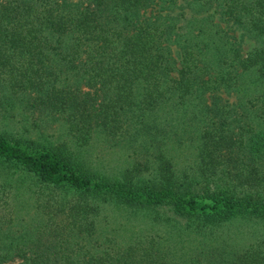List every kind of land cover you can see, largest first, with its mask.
I'll return each instance as SVG.
<instances>
[{"label":"trees","instance_id":"trees-1","mask_svg":"<svg viewBox=\"0 0 264 264\" xmlns=\"http://www.w3.org/2000/svg\"><path fill=\"white\" fill-rule=\"evenodd\" d=\"M182 1L183 20L180 0H0V123L58 125L57 141L35 148L0 135L1 169L33 178L46 208L34 226L0 225V264H264L260 246L213 256L208 238L237 218L264 224V0ZM172 113L196 125L181 170L164 157L182 146L161 128ZM94 138L155 149L157 164L97 173L79 158ZM43 195L60 199L39 205ZM107 208L170 212L202 246L125 238L126 224L99 219Z\"/></svg>","mask_w":264,"mask_h":264},{"label":"rangeland","instance_id":"rangeland-1","mask_svg":"<svg viewBox=\"0 0 264 264\" xmlns=\"http://www.w3.org/2000/svg\"><path fill=\"white\" fill-rule=\"evenodd\" d=\"M179 8L183 9V20L184 17L192 16V10L187 7L184 1L180 0ZM157 11V7H151L146 10L145 14L150 15ZM175 13L179 14L180 10L177 9ZM203 15V14H202ZM200 16V15H197ZM214 23L220 26L228 35L236 37V32L234 27L227 25L224 22L218 21L217 15L214 18ZM229 26V27H227ZM250 41L246 40L244 42V48L250 46ZM175 57V56H173ZM175 59H177L175 57ZM178 60V59H177ZM177 68H179L177 64ZM174 78L177 77V73L174 72L172 75ZM29 118L28 122L21 118H17L16 122L0 123V135L10 136L12 139L19 140L21 143L24 142L27 146L35 148L36 143H47L57 141V128L56 123H51L46 125V127H39V117ZM186 119L183 123L179 120ZM169 121L162 124L161 128L167 130L169 129L171 140L167 142V146L171 145L172 139L177 137L181 143V147L174 148L170 150L166 158H170L174 166L178 170L184 169L192 164L193 156L191 152H194V146L196 143L195 136H193V131L196 129L195 123L187 116L180 117L177 113H172L169 116ZM82 151V156L79 158L85 160L87 167L105 175H118L125 169L130 170L132 175L140 173L142 175H147L148 170L151 167L156 166V156L155 149L151 151L149 156L143 155L140 152L136 154L133 153V149H126L120 143L115 145L112 143L103 142V140L94 138L91 143L87 146L80 148ZM5 173L8 176H6ZM10 174V173H9ZM0 167V183L3 180L8 179L11 186H5V194H3L0 189V225L6 228L9 221L11 225L14 224L16 227H29L34 226L37 221L33 218L37 215L39 216L45 207H42L40 212L36 209L37 197L33 194L31 195L34 188L32 186L33 178L21 171H14L12 175H9ZM20 185V186H19ZM23 185V187L21 186ZM19 189L18 193L16 189ZM15 194H19L18 197ZM47 194V192H45ZM31 195V196H30ZM60 197L57 195L55 199L50 200L48 195H43L39 205H46V202L50 204L54 203L55 200H59ZM105 214V215H104ZM109 215V220L111 222H119L120 224H126V233L123 237L129 238L130 236L138 237L139 239L145 237L146 239H154L160 244L165 243V246L170 245L175 242L176 237H183L185 241V246L189 245L192 249L196 250L200 248L202 237L187 236L185 233H181L184 224L174 223L168 219L172 218L170 212L162 214L161 216L148 215L146 217L138 216L132 219H128L125 214L119 213L112 208H107L105 212L102 211L99 219L105 218ZM127 222L129 224H127ZM30 231L32 229H29ZM216 236L209 237V244L212 246H218L216 253L214 251L211 253L213 256L218 254H224L227 256L228 253L233 254L234 252L239 253L244 251L250 246H260L259 248L264 252V224L253 219L237 218L236 220L224 224L220 228H217L214 232ZM207 245V246H210ZM179 244L178 247H180ZM221 250V252H219ZM19 259H13L9 264H18Z\"/></svg>","mask_w":264,"mask_h":264}]
</instances>
